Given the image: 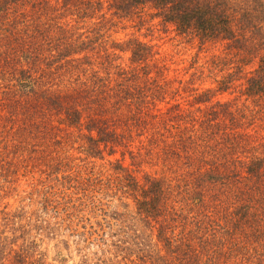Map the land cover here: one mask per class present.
Segmentation results:
<instances>
[{"label": "trees", "instance_id": "obj_1", "mask_svg": "<svg viewBox=\"0 0 264 264\" xmlns=\"http://www.w3.org/2000/svg\"><path fill=\"white\" fill-rule=\"evenodd\" d=\"M145 7L225 46L211 57L208 70L223 72L214 87L194 86L202 70L172 73L155 44L111 40ZM0 106L30 160L45 164L72 136L86 159L120 155L107 161L114 177L77 171L39 200L43 213L89 207L113 220L109 264H264V0H0ZM30 220L18 225L22 252L9 253L44 264Z\"/></svg>", "mask_w": 264, "mask_h": 264}, {"label": "rangeland", "instance_id": "obj_2", "mask_svg": "<svg viewBox=\"0 0 264 264\" xmlns=\"http://www.w3.org/2000/svg\"><path fill=\"white\" fill-rule=\"evenodd\" d=\"M142 10L141 19H119L118 25L113 28L111 40L122 41L134 36L155 44L169 59L172 73L189 79L190 73L196 69L202 70L204 73L194 81V86L214 87L213 79L223 72L218 69L208 70L211 68V57L213 54L224 55L225 46L201 44L196 37L179 33L172 24L162 23L159 18L151 16L155 13L152 8L145 7ZM118 54L126 63L128 53ZM219 96L227 99L232 98L234 93L228 90ZM188 98L191 99L192 96ZM10 124L0 116V264H25V261L22 263L14 259L13 252L9 251L20 250V245H24V237L18 230V225L29 222V219L30 222L37 219L36 222L40 225V229L31 236L35 239L32 258H39L44 264H109L107 259L112 255L107 249L112 239L110 234L116 228L111 225L113 220L99 209L93 210L89 207L71 217H66L63 215L65 213L59 210L54 212L49 209L47 213H43L40 212L39 200L45 192L49 193V188L53 191L54 185L59 187L60 182L65 181L64 177L78 174L77 171L81 174L92 171L102 176L114 177L115 164H109L107 161H115L120 155L104 154L103 158L86 159L81 148V139L72 136V140L66 145L64 143L63 147L54 142L50 149L52 152L48 153L51 156H47L48 162L44 164L41 159L30 160L26 150L22 152L12 148L10 140L6 137ZM38 151L33 154L43 155L44 148L39 146ZM122 162L130 169L135 168L134 165H129L128 157ZM137 175L141 178L140 173ZM37 190H40V193H37ZM106 201L109 204L106 211L123 210L118 206L117 200H103ZM130 209H133L132 204Z\"/></svg>", "mask_w": 264, "mask_h": 264}]
</instances>
